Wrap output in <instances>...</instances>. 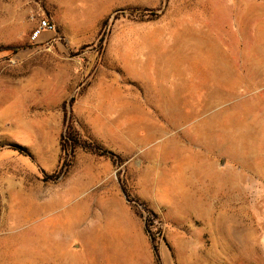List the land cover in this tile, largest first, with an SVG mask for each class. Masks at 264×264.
<instances>
[{
	"label": "rangeland",
	"instance_id": "rangeland-1",
	"mask_svg": "<svg viewBox=\"0 0 264 264\" xmlns=\"http://www.w3.org/2000/svg\"><path fill=\"white\" fill-rule=\"evenodd\" d=\"M64 107L115 164L45 181ZM0 212V264H264V0H0Z\"/></svg>",
	"mask_w": 264,
	"mask_h": 264
},
{
	"label": "trees",
	"instance_id": "trees-1",
	"mask_svg": "<svg viewBox=\"0 0 264 264\" xmlns=\"http://www.w3.org/2000/svg\"><path fill=\"white\" fill-rule=\"evenodd\" d=\"M21 49L22 48L20 47H6L2 50L18 53ZM64 125L65 133L62 137L61 144L63 158L61 159L59 170L52 176L46 177L45 181L58 182L64 178L73 167L76 158V151L79 149H83L98 157L110 159L114 164L116 163V158H118L117 155L102 146L87 128L86 135H83V132L81 131L73 113L68 112L67 107H64ZM18 150L21 153H26L27 156L32 157V155L26 152L23 148L18 147ZM122 190L125 196H127L126 188L122 187Z\"/></svg>",
	"mask_w": 264,
	"mask_h": 264
},
{
	"label": "crops",
	"instance_id": "crops-1",
	"mask_svg": "<svg viewBox=\"0 0 264 264\" xmlns=\"http://www.w3.org/2000/svg\"><path fill=\"white\" fill-rule=\"evenodd\" d=\"M258 47L260 48V46H258ZM244 56H245V62L247 60L246 63L249 64L250 63V61H249L250 60L249 48H248V52L246 50L244 51ZM261 57L262 56H261L260 52H258V60H257L258 66H261L262 63H263L261 61ZM166 63H167L166 65H169L166 68L167 71H171V72H173V74H175V73L178 74L180 71L183 72L184 71L185 64H186L184 62V59L178 58V57H175L173 59L167 60ZM252 63L255 64V61H252ZM248 72H249V68H248ZM117 83H118V85H117L118 88H117V93H115V95H116L117 99L120 100L121 97H122L121 81L119 82V80H117ZM114 88H115V83H114ZM80 105L81 104L79 102L78 105H77L76 111L79 112V113L85 112ZM112 105L113 104H111V105H103V106H98V105L93 106V105H89L88 106V110H86V111H88L89 113H98V112H102V113H104V112L115 113V112H118V111L121 110V106H115V105L112 106ZM104 117L105 116H103L101 119H104ZM112 118L115 119V117H110V119H112ZM97 119H99L98 116L95 117V118L94 117H91V118L88 117L87 120L85 119V122L88 125H90L91 127L94 128L93 130L95 131L96 134H97Z\"/></svg>",
	"mask_w": 264,
	"mask_h": 264
},
{
	"label": "built area",
	"instance_id": "built-area-1",
	"mask_svg": "<svg viewBox=\"0 0 264 264\" xmlns=\"http://www.w3.org/2000/svg\"><path fill=\"white\" fill-rule=\"evenodd\" d=\"M54 30H55V25L51 21H49L48 19H42L40 20L37 28L32 33L31 40L33 42H37L41 38L43 33L52 32Z\"/></svg>",
	"mask_w": 264,
	"mask_h": 264
},
{
	"label": "bare ground",
	"instance_id": "bare-ground-1",
	"mask_svg": "<svg viewBox=\"0 0 264 264\" xmlns=\"http://www.w3.org/2000/svg\"><path fill=\"white\" fill-rule=\"evenodd\" d=\"M56 205H57V204H54L53 206L55 207ZM54 228H56V229H57V228H58V226L54 224V225L52 226V230H53Z\"/></svg>",
	"mask_w": 264,
	"mask_h": 264
}]
</instances>
